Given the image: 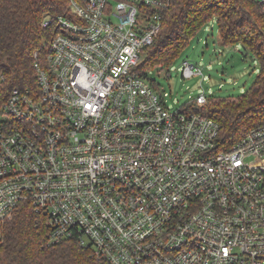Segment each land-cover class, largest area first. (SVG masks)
<instances>
[{
    "label": "built area",
    "instance_id": "1",
    "mask_svg": "<svg viewBox=\"0 0 264 264\" xmlns=\"http://www.w3.org/2000/svg\"><path fill=\"white\" fill-rule=\"evenodd\" d=\"M170 1L67 0L35 85L0 73V225L30 203L106 264H264V122L221 149L204 92L171 110L137 70Z\"/></svg>",
    "mask_w": 264,
    "mask_h": 264
},
{
    "label": "trees",
    "instance_id": "2",
    "mask_svg": "<svg viewBox=\"0 0 264 264\" xmlns=\"http://www.w3.org/2000/svg\"><path fill=\"white\" fill-rule=\"evenodd\" d=\"M66 13L67 0H0L3 88L35 85L34 52L44 63L47 42L57 30L54 22L42 28L41 21L46 15ZM163 15L159 35L143 49L137 67L146 78L150 68L167 65L211 18L217 21L222 45L239 44L246 56L258 62L259 74L243 94L207 97L199 106V112L219 123L218 147L226 149L264 122V7L251 0H171ZM44 221L30 203L21 204L0 225V264H106L76 240L48 244Z\"/></svg>",
    "mask_w": 264,
    "mask_h": 264
},
{
    "label": "rangeland",
    "instance_id": "3",
    "mask_svg": "<svg viewBox=\"0 0 264 264\" xmlns=\"http://www.w3.org/2000/svg\"><path fill=\"white\" fill-rule=\"evenodd\" d=\"M184 61L198 65L202 74L182 76ZM258 74L257 60L246 56L239 44L220 43L217 21L211 18L167 65L150 68L147 79L164 95L166 105L175 110L189 105L202 92L213 98L237 97Z\"/></svg>",
    "mask_w": 264,
    "mask_h": 264
}]
</instances>
